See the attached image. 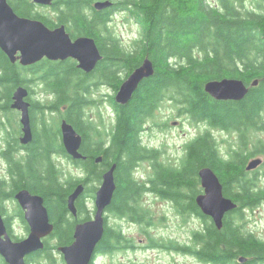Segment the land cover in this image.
Segmentation results:
<instances>
[{
	"label": "trees",
	"instance_id": "trees-1",
	"mask_svg": "<svg viewBox=\"0 0 264 264\" xmlns=\"http://www.w3.org/2000/svg\"><path fill=\"white\" fill-rule=\"evenodd\" d=\"M8 1L20 16L39 19L50 28L64 24L68 31L73 28L75 34L92 37L103 55L97 63V77L114 92L122 81L120 73L127 75L144 57L151 60L154 68L153 74L139 83L126 104L116 103L112 96L110 103L116 119L111 130L103 134L85 118L87 105L95 101L88 96V78L76 68L75 61H41L21 67L10 63L0 51L1 111H10L12 88L27 82L20 73H38L45 69L39 75L40 80L57 93L56 100L48 108L58 110L66 105L63 116L82 137L80 151L84 158L71 159L85 176L64 181L50 153L66 154L61 144L56 147L57 133L47 128L43 117L47 105L31 100V128L35 127L34 112L37 110L41 113L39 124L47 131L37 133V137L36 133L33 135L24 159L15 160L9 151H2L10 163L11 193L23 187L41 195L53 224L37 257L50 259L52 264H64L62 260L56 261L49 250L73 240L75 221L67 219V196L77 183L85 185L84 181L90 178L101 181L102 172L115 163L116 188L110 211L142 221L146 211L137 209L135 203L143 191L153 190L175 201L180 210L193 212L204 220V227L193 232L192 244L169 243L167 248L192 254L212 264H227L239 257L246 259L238 264L264 262V240L245 232L233 217L237 214L241 218L243 209L264 202V179L251 176L255 170L245 169L251 156L264 155V146L255 150L246 146L250 130L264 129V11L242 10L243 0H119L114 6L126 9L139 27L134 50L125 51L116 37L105 36L99 30L100 25L110 21L113 7L96 10L91 6L93 0H62L52 7L55 13L51 16L40 13L29 0ZM74 32L71 35L74 36ZM224 77L241 79L247 85L257 80V84L251 85L241 100H215L205 92L204 83ZM30 79L33 81L35 77ZM70 87L73 88L68 90ZM166 89L180 97L182 110L194 120L205 121L212 128L240 131L242 145L232 150L228 157L222 156L213 136L206 131L186 144L179 166L158 162L155 149L141 143L140 132L144 118L155 109ZM91 130L100 138L95 143L89 137ZM13 146L15 144L9 143L10 148ZM98 156L101 161L96 162ZM147 158L154 160V172L146 181H139L134 177V169L138 162ZM202 167H209L216 173L224 196L238 204L225 215L220 229L195 203L199 193L196 179L199 180L198 170ZM186 189L191 193L185 192ZM75 203L77 213L86 215L83 199ZM51 237L56 239L55 247L48 241ZM123 238L121 232L104 229L96 253L113 249V241L120 242ZM151 240L153 244H162Z\"/></svg>",
	"mask_w": 264,
	"mask_h": 264
},
{
	"label": "rangeland",
	"instance_id": "rangeland-1",
	"mask_svg": "<svg viewBox=\"0 0 264 264\" xmlns=\"http://www.w3.org/2000/svg\"><path fill=\"white\" fill-rule=\"evenodd\" d=\"M113 1L118 2L119 0ZM245 8L257 12L264 11V0H243L241 9L245 10ZM37 10L42 14L51 16L54 12L52 7L43 5ZM112 13L108 22V29L112 35L118 38L123 47L130 46L138 36L139 27L129 17L126 9L119 8ZM44 70H39L38 73L37 71L35 73L22 72L21 77L27 80L26 86L34 90L32 99H39L48 105L53 101L51 99L54 98V95L44 90V88H49L39 77L44 73ZM32 76L35 77L33 81L30 79ZM87 84L91 91L88 96L95 102L87 105L85 118L101 133H107L111 130L116 119L115 110L110 103V99L115 93L113 94L112 88L96 75L91 76ZM72 88L70 87L68 90ZM182 106L180 97L166 89L157 100L155 109L142 122L141 143L148 148L155 149V159L158 162L164 165L179 166L184 158L186 144L206 131H209L213 136L217 150L222 156L228 157L232 150H236L242 145L240 137L242 133L240 131L212 128L205 121H197L191 118L188 113L182 110ZM61 114L62 111L51 113L44 110L43 117L48 122L47 128L52 131L55 127L59 129ZM19 119V115L14 110L9 111V113L0 110V147L3 146L2 140L8 127L11 128L9 136L11 138L17 136L16 124ZM40 120L38 121L37 113V117H35L37 126H39ZM4 121L8 123L5 124ZM53 126L55 127L53 128ZM38 131H40L39 128ZM243 134L245 136L246 133L243 132ZM89 137L93 143L100 139L94 130L90 131ZM246 140L248 148L255 150L256 147H259L260 149L264 146V129L250 130ZM253 157H260L262 164L255 168V172L250 175L260 176V179H264V155L256 153L250 159ZM53 160L56 161L62 180L73 181L84 178L82 169L68 156H55ZM153 161V159L147 158L138 162L133 172L134 177L139 181H146L154 172ZM2 167L3 164L0 159V169H3ZM196 180V188L201 193L200 180ZM100 182L90 178L84 186L86 191L83 193V201L86 215L92 216L93 214V188H97ZM185 192L190 194L191 190L186 189ZM15 205L12 200L7 202L9 214L15 213ZM135 206L137 209L146 211L144 220L137 221L128 215L123 216L105 210L104 215L107 217L109 226L114 228L116 232H121L124 238L120 242L114 240L113 249L102 254H96L92 264H212L204 262L192 254L167 248L169 243L192 244L193 232L204 227L203 218L180 210L175 203L149 190L140 194ZM233 217L237 223L241 224L245 232L252 233L257 238L264 240V202L252 208L243 209L241 218H238L237 214ZM67 219L74 221L76 218L69 213ZM14 231L20 237L27 235V231L20 220L15 221ZM151 239L162 244H153ZM48 241L52 247H55L56 239L54 237L49 238ZM49 251L56 261L62 260V256L56 248ZM51 261L44 257H37V260L34 259L31 263L52 264ZM227 264H238L237 258ZM258 264H264V262Z\"/></svg>",
	"mask_w": 264,
	"mask_h": 264
},
{
	"label": "water",
	"instance_id": "water-1",
	"mask_svg": "<svg viewBox=\"0 0 264 264\" xmlns=\"http://www.w3.org/2000/svg\"><path fill=\"white\" fill-rule=\"evenodd\" d=\"M32 3L48 6L56 0H30ZM112 0H95L93 8L102 10L112 6ZM0 49L9 61L18 60L21 65H32L42 58L49 60H65L73 58L77 67L84 72H90L102 54L95 41L89 36H78L72 39L64 24L53 28L45 25L41 20L18 15L8 0H0ZM154 72L153 64L147 57L142 63L121 82L114 94L116 103L124 105L133 95L139 83ZM254 80L251 85H256ZM251 85L241 79L224 77L211 79L204 83V90L215 100H241ZM28 89L18 86L13 93L10 107L20 111L22 136L20 142L27 144L32 140V130L29 116V101L26 100ZM62 144L66 153L73 159H82L80 146L81 135L73 125L66 120L60 123ZM96 162L101 161L98 156ZM262 164L260 157L250 159L245 166L247 171ZM115 163L106 169L101 176V183L95 192V212L93 218L79 222L74 226L73 240L70 244L57 247L65 264H90L97 244L104 232V211L110 205L116 188L114 180ZM198 177L202 192L195 196V202L201 212L209 216L220 229L225 215L237 207V203L224 196L222 184L216 173L209 167L198 170ZM83 183H77L67 196V208L76 214L75 200L83 192ZM15 198L25 211V220L29 227L26 237L12 241L5 232L0 218V255L7 264H25V257L44 248L43 239L51 234L53 224L49 220L43 198L27 189L19 190ZM5 233V239L1 235ZM246 258L239 257L237 261L243 263Z\"/></svg>",
	"mask_w": 264,
	"mask_h": 264
},
{
	"label": "flooded vegetation",
	"instance_id": "flooded-vegetation-1",
	"mask_svg": "<svg viewBox=\"0 0 264 264\" xmlns=\"http://www.w3.org/2000/svg\"><path fill=\"white\" fill-rule=\"evenodd\" d=\"M30 1V0H29ZM59 1H62V0H56V1H54V2H52V4H50V5H48V6H50V7H54V5L56 4V3H58ZM95 0H93V2H94ZM113 1V0H112ZM93 2L91 3V6L93 7ZM35 4V6H36V10H37V8H40L42 5H39V4H37V3H34ZM114 4L116 5V2L115 1H113V4H112V6H110V7H113L114 8V10L116 11V10H118L119 9V7H117V6H114ZM109 8V7H108ZM95 9V8H94ZM106 9V8H105ZM97 10V9H96ZM103 10V9H102ZM113 10V11H114ZM92 11V10H91ZM91 11H89V15L91 16L92 14H91ZM53 13H55V12H53ZM88 15V16H89ZM53 28V27H52ZM109 27H108V23L107 24H102V25H100V27H99V30H100V32L101 33H104V35L106 36V35H110V36H113V37H116V36H114V35H112L111 34V31L108 29ZM67 30V29H66ZM67 32L69 33V35H70V37L72 38V39H75L76 37H78V36H87V35H83V34H79V33H77V34H75V32H74V29L73 28H71L69 31L67 30ZM74 32V36L73 35H71L72 33ZM90 37V36H89ZM117 38V37H116ZM118 39V38H117ZM137 40V38L135 39V40H133V42H132V44L130 45V46H128V47H123L121 44H120V42H119V44H120V46L125 50V51H132V50H134V42ZM119 41V40H118ZM0 51L6 56V54L0 49ZM103 56V55H102ZM7 57V56H6ZM103 58V57H102ZM145 58V57H144ZM144 58L142 59V61L144 60ZM7 59H8V57H7ZM9 60V59H8ZM65 60H72V61H75V64H76V68H78L77 67V61L75 60V59H73V58H67V59H65ZM65 60H49V59H47V58H42L40 61H38V62H36L37 64L38 63H40L41 61H50V62H53V63H58V62H61V61H65ZM102 60V59H101ZM100 60V61H101ZM142 61H141V63H142ZM10 62V61H9ZM99 62V61H98ZM97 62V63H98ZM11 63V62H10ZM36 63H34V64H36ZM140 63V64H141ZM13 65H18V66H21V67H30V66H32V65H34V64H32V65H28V66H24V65H21L19 62H18V60L17 61H15L14 63H12ZM139 64V65H140ZM138 65V66H139ZM137 66V67H138ZM96 67H97V64L95 65V67L90 71V72H84L83 70H81L80 68H78L83 74H84V76L83 77H86V78H90L91 76H94V75H96L97 76V71H96ZM136 68V67H135ZM134 68V69H135ZM133 69V70H134ZM132 72V71H131ZM130 72V73H131ZM130 73H128L127 75L125 74V72H122V73H120V77H121V79H122V81L130 74ZM22 74L20 73V76H21ZM23 78V77H22ZM100 80H102L101 78H100ZM104 83H105V81L104 80H102ZM121 81V82H122ZM121 82H120V84H121ZM96 83V82H95ZM106 85H108L107 83H105ZM46 85V84H45ZM18 86H25L27 89H28V95H27V97H26V100L27 101H29V103L31 102V100H33V101H36L37 103H42V104H44L45 105V102L44 101H41V100H39V99H32V94L34 93V90L32 89V88H30V87H27L26 86V84L25 83H19V84H17V85H15L13 88H12V91H10V93H11V102L9 103V108H10V111H15L18 115H19V118H20V111L19 110H17V109H12L11 107H10V105H11V103H12V101H13V99H12V96H13V93H14V91L16 90V88L18 87ZM109 86V85H108ZM46 87H48V86H46ZM119 88V87H118ZM44 90L45 91H49L50 92V94L51 95H54V98H52L51 100H53L52 102H54L55 100H56V96H57V93L54 91V89H52V88H44ZM118 90V89H117ZM116 90V91H117ZM115 91V92H116ZM89 92H91L90 90H89ZM114 91H113V93H115ZM2 96H1V89H0V102H2ZM51 102V103H52ZM51 103H49L48 105H50ZM48 105H47V108L45 107L44 109L45 110H48V111H50L51 113H54V112H60V111H62V114H61V116H60V123H61V121L62 120H66L65 119V117L63 116V114H65V110H66V105L65 106H61L58 110L57 109H55V108H48ZM121 105V104H120ZM1 110V109H0ZM4 112V111H3ZM8 113H9V111H8ZM37 113H38V121L41 119V113L39 112V111H35L34 112V118L35 117H37ZM7 118V117H6ZM20 121V119L18 120V123L16 124V127L18 128V134H17V136H15V137H13V138H11L10 136H9V132H10V127H8L7 129H6V135L3 137V140H2V143H3V146L2 147H0V159H1V161H2V164H3V169H0V218H1V220H2V223H3V225H4V228H5V232H6V234L8 235V237L12 240V241H18V240H20V239H22V238H24V237H26L27 235H28V233H29V227H28V224H27V222H26V220H25V211H24V209L21 207V205L19 204V202L17 201V199L15 198V194L19 191V190H22V189H26V188H19V189H17L15 192H13V193H11V190H12V187H11V181H12V179H13V177H12V175H11V172H10V163H9V161H8V158H6L5 157V155L3 154V152H7V151H9V153L11 154V156H12V158L13 159H15V160H19V159H24L25 158V155H27L28 154V152L26 151V149H27V147H28V144L30 143H27V144H23V143H21L20 142V138H21V136H22V125H21V123L19 122ZM5 122V124H7L6 123V121H4ZM68 122V121H67ZM38 124H39V122H38ZM46 124H47V126H48V122L46 121ZM55 127V126H54ZM53 127V128H54ZM38 128L40 129V131H38ZM219 129V128H218ZM263 129V128H262ZM31 130H32V137H33V135H35V133H36V137H37V133H40V132H43L44 130H46L47 131V128H44L41 124H39V126H37V121H36V123H35V127L34 128H31ZM220 130H223V129H220ZM142 131V130H141ZM53 132L54 133H57V140H56V147H58V145L59 144H61L62 145V147H63V149H64V146H63V144H62V137H61V130H60V126H59V133H58V128H56L55 127V129H53ZM140 140H141V137H140ZM9 143H12V144H15V146H13V147H9ZM148 148V147H147ZM19 149V150H18ZM3 151V152H2ZM64 152H65V156H68L69 158H71L67 153H66V151H65V149H64ZM51 158L53 159L55 156H63L62 154H60V153H56L55 151H52L51 153ZM262 154V153H261ZM254 158V157H253ZM106 170V169H105ZM104 170V171H105ZM253 170H255V169H253ZM253 170H249L248 172H250V171H252L253 172ZM103 171V172H104ZM247 171V170H246ZM102 172V173H103ZM200 180V179H199ZM80 183H82V182H80ZM84 183L86 184V183H88V180H86V181H84ZM101 183V182H100ZM84 185V184H83ZM100 185V184H99ZM98 185V186H99ZM84 186H86V185H84ZM98 188V187H97ZM97 188L93 191L94 192V199H95V192H96V190H97ZM28 190V189H27ZM30 191V190H29ZM85 191V187H84V190H83V192ZM146 191V190H145ZM149 191H152V192H154L153 190H149ZM31 192V191H30ZM83 192L79 195V197L75 200V201H77L78 199H83ZM31 193H33V192H31ZM156 193V192H155ZM200 193V192H199ZM198 193V194H199ZM33 194H37V193H33ZM157 195H159L158 193H157ZM165 199H167V200H170L172 203H175V205H177L176 204V202L175 201H173L172 199H169V198H165ZM9 200H12L13 201V203L14 204H16L15 205V213H13V214H9L8 213V208H7V206H6V204H7V202L9 201ZM196 203V202H195ZM197 205V204H196ZM110 206V205H109ZM109 206L105 209V210H109L108 208H109ZM178 206V205H177ZM237 206H238V204H237ZM75 207H76V203H75ZM179 207V206H178ZM68 209V208H67ZM180 209V208H179ZM68 212L70 213V215L71 216H74L76 219L74 220L75 221V225L77 224V223H79V222H84V221H86V220H89V219H91V218H93V215H94V212H95V205H94V211H93V214H92V216H90V215H83V214H81V213H77V209H76V214L74 215V214H72L69 210H68ZM105 212L106 211H104V214H105ZM184 212H187V213H192V214H194L193 212H188V211H184ZM197 215V214H196ZM87 216V217H86ZM199 216V215H198ZM104 229L106 230L107 228H111V226H109V223H108V221H107V217H106V215H104ZM16 220H20L21 222H22V224L24 225V227H25V229H26V231H27V235L26 236H24V237H20L19 235H16L15 234V231H14V223H15V221ZM50 220V219H49ZM51 222V221H50ZM52 223V222H51ZM74 225V226H75ZM111 230L112 231H114V232H116L115 231V229L113 228H111ZM73 231H74V228H73ZM50 235V234H49ZM48 235V236H49ZM48 236H46L45 238H47ZM72 236H73V234H72ZM1 238H3V239H5V233L4 234H2L1 235ZM44 238V239H45ZM100 243V242H99ZM98 243V244H99ZM97 244V245H98ZM68 245V244H67ZM64 246V245H63ZM59 247V246H58ZM57 249V248H56ZM97 253H96V249H95V251H94V254H93V257H92V261L91 262H93V258L95 257V255H96ZM34 259H36L37 260V252H34V253H32V254H30V255H28V256H26L25 257V264H32L31 262L34 260ZM62 260H63V258H62ZM63 263H64V260H63ZM0 264H7V262L5 261V259L0 255Z\"/></svg>",
	"mask_w": 264,
	"mask_h": 264
}]
</instances>
